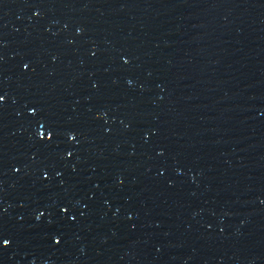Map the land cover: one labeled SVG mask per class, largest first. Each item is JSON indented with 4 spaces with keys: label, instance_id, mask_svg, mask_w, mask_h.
<instances>
[{
    "label": "water",
    "instance_id": "water-1",
    "mask_svg": "<svg viewBox=\"0 0 264 264\" xmlns=\"http://www.w3.org/2000/svg\"><path fill=\"white\" fill-rule=\"evenodd\" d=\"M0 264H264V0H0Z\"/></svg>",
    "mask_w": 264,
    "mask_h": 264
}]
</instances>
